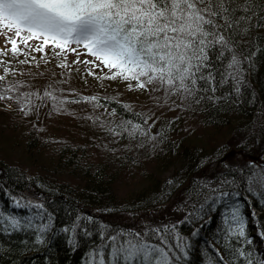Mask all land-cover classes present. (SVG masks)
I'll list each match as a JSON object with an SVG mask.
<instances>
[{
    "label": "trees",
    "instance_id": "1",
    "mask_svg": "<svg viewBox=\"0 0 264 264\" xmlns=\"http://www.w3.org/2000/svg\"><path fill=\"white\" fill-rule=\"evenodd\" d=\"M257 45L264 47V29L258 27L252 29L240 48L247 55ZM9 61V58L4 59L3 62L6 63L0 67L1 75L6 77L4 81H0V93H4L5 87L14 89L21 85V90L28 93V99L20 108L0 111V127L7 136L21 135L23 142L20 149L36 163L45 141H50L46 132H43L48 116L56 111L69 113L74 105L68 101L81 104L79 97L88 96L85 93L70 92L72 87L63 86L59 82L52 66L42 69L41 73H34L31 70L25 71L20 64H10ZM252 62V68L244 65L247 69V87L240 95L234 92L229 83L217 89L214 95L219 99L215 102L203 99L196 103L193 98H189L186 103L203 127L216 130L230 127L232 133L235 131L243 134L244 144L236 148L238 153L264 155V146H260V152L257 144L264 137V52L253 56ZM225 64L226 62L217 63L219 71H224ZM4 67L11 69V72L6 74ZM217 79L219 80V75ZM46 92L52 93L56 99L46 96ZM198 95L213 94L209 92ZM183 100L182 97L181 101ZM92 103L91 107L96 109L95 112H108V118L102 119L101 127H113L119 135H128L132 130L131 125H127L128 131H123L122 122L140 124L147 135L137 132L135 139L153 140L157 142L155 148L169 152L172 150L170 160L175 158L180 162V169L166 180L157 173H148L143 182L146 183L145 186L142 182L138 183L142 187L132 194L133 190L128 191L127 197L120 195L118 188L122 170L119 171L120 168L110 162L102 164V161H92L88 146L79 143L84 142L82 137L79 142H54L55 153L53 150L49 152L48 157L42 160V165L39 162L33 167L24 166L11 157L0 156V211L5 215H15L21 220L18 231L10 228L5 231L7 222L0 225V264H90V253L101 243L98 235L100 224L110 225L112 230H135L113 221L114 216L158 211L179 194L187 196V204H190V189L205 183L216 187L224 176L230 180L235 178V184L224 189L234 195L229 196L226 202L219 203L202 220L178 223L179 234L191 245L189 256L182 258L179 264H210V261L224 264L217 255V250L226 260L231 259L227 251L229 244L251 251L253 257L264 254V201L249 193L243 181V175L253 168L250 162L231 163L228 158L229 149L225 144L207 151V148L199 147L195 142L192 145L186 139L178 142L174 148L177 140H173V137L183 125L178 116L168 117L157 125L148 127L138 112L140 108L129 102L100 96ZM68 106L70 107L67 108ZM128 106L132 108L128 109ZM33 114L35 117H32ZM26 119L33 122L29 130H23L20 126L25 125ZM55 173L57 176H53ZM30 192L36 193L40 198H30ZM13 197L25 207L13 206ZM29 201L33 205L42 203L44 209L29 206ZM233 206L240 207L245 219L247 238L252 241L250 245L244 238L231 241L224 238L225 217ZM186 209L188 212L189 208ZM86 217H92V221L89 222ZM184 217L185 215L182 219ZM43 225H48V229L41 233ZM65 228L69 231L65 232ZM86 230L92 235H86ZM37 236H43L46 242L37 243ZM73 240L75 244L71 242ZM240 261L243 264L242 258Z\"/></svg>",
    "mask_w": 264,
    "mask_h": 264
},
{
    "label": "snow or ice",
    "instance_id": "2",
    "mask_svg": "<svg viewBox=\"0 0 264 264\" xmlns=\"http://www.w3.org/2000/svg\"><path fill=\"white\" fill-rule=\"evenodd\" d=\"M256 27L264 29V0H0V30H6L0 34H13L7 37L13 57H27L29 53L24 49L33 40L40 43L32 51L42 52L51 47L59 50L54 53L57 56L77 52L72 46L82 45L87 54L112 71L103 79L119 78L128 81L130 87L135 81L136 88L141 90L149 86L163 88L184 99L193 98L196 103L203 99L215 102L219 99L214 95L217 89L229 83L237 95L247 87L244 65L254 67L252 57L264 52V47L257 45L244 55L240 45ZM8 54L0 49V55ZM218 62H226L224 71H219ZM4 63L0 62V67ZM60 67L68 65L62 62ZM4 72L11 69L4 67ZM5 79L0 76V81ZM209 92L213 95H198ZM45 95L56 99L50 92ZM84 99L96 101L97 97ZM127 125L132 129L129 135H147L140 124L131 121L122 122L123 131H128ZM110 131L115 133V129ZM243 181L249 193L264 201V169L251 168L243 175ZM235 182V178L224 176L216 187L205 183L190 189L191 203L185 205L189 211L179 222L145 225L143 230H112L110 225L100 224L101 243L90 253V264H179L189 256L191 245L179 234L178 223L202 220L234 195L224 189ZM13 200L17 207H25L15 197ZM28 204L44 209L42 203ZM86 219L92 221V217ZM5 222V231L21 228L20 219L0 211V225ZM225 225V240L244 238L247 244L252 243L247 238L239 206L229 210ZM47 229L48 225H43L40 232ZM85 234L92 235L87 230ZM36 242L46 241L37 236ZM71 242L75 244V240ZM227 251L231 259L226 260L217 250L224 264H241L240 258L243 264H264V254L253 257L251 251L231 244Z\"/></svg>",
    "mask_w": 264,
    "mask_h": 264
},
{
    "label": "rangeland",
    "instance_id": "3",
    "mask_svg": "<svg viewBox=\"0 0 264 264\" xmlns=\"http://www.w3.org/2000/svg\"><path fill=\"white\" fill-rule=\"evenodd\" d=\"M4 32L6 30H0V33ZM12 35V33H7V35L0 34V49L9 52L7 56L0 55V62L9 58L10 64H20L25 71L31 70L34 73L35 71L41 73L42 69L52 66V70L58 76L59 82H62L63 86L72 87L70 92L75 94L85 93L88 97L109 96L129 102L140 108L138 112L142 115L148 127L155 126L168 117L178 116L183 121V125L179 127L180 131L173 137V140L175 138L177 140V143L175 142L176 140L173 141L175 142L174 148L178 145V142L186 139L192 145L195 142V144L198 143L199 147L207 148V151H211L213 148L225 144L229 149L228 158L231 160V163L248 164L250 162L249 164L252 167L261 168V166L252 162V158L250 160L246 159L247 156L261 157L264 159V155H261V153L252 155L248 152H237L236 148L244 144L243 134L235 131L232 133L230 127H225L221 130L203 127L194 117L192 110L187 106L186 99L181 101L182 95L170 94L163 88L156 90L154 86H149L148 89L141 90L136 88L135 81L131 82L132 86L130 87L128 81L119 78L116 80L103 79L105 76H110L112 71L104 67L95 57L87 54L82 45L72 46L77 48V52H67L64 56H57L54 53L59 50H54L51 47L42 52L32 51L31 49L40 43L38 40H33L29 42V47L24 49L29 53L27 57L24 55L13 57L10 53L11 44L7 40V37ZM20 46L24 48L23 44ZM25 59L28 63H19L20 60ZM76 61L81 62L77 63ZM82 61H91L92 63L86 64ZM62 62L66 63L68 67H60ZM0 76H2L1 73ZM98 77L101 78L98 79ZM20 90L21 85L11 90L6 87L3 89L4 93H0V96L3 97L0 99V111L8 112L13 108H20L26 103L25 100L28 99V93ZM79 98L81 104L68 101L74 105L69 113L56 111L46 119L43 132H46L50 141H45L43 149L41 148L40 150L41 156L36 163L26 157L21 150L20 144L23 142L21 135L20 137L18 136L19 134L14 137L7 136L2 127H0V156H7L6 158L11 157L12 160L15 162L20 161L24 166L33 167L39 162L42 165V160L46 159L49 152L54 149V142H60V140L66 141L62 143L79 142V139L82 137V141L84 142L79 143L83 146H88L89 157L92 161H102V164L110 162L120 168L119 171L122 170L118 188L120 195L127 197L128 191L133 190L130 193L132 194L142 187L138 183L142 182V185L145 186L146 183L143 182H145L144 180L148 173V175L157 173L162 179L166 180L180 169V162L175 158L170 160L172 150L169 152L165 149L155 148L157 142L146 140V138L135 139L133 135H129L130 132L127 133L128 135H117L115 134L116 132L110 131V129L115 128L111 127L106 129L107 127H101V121L103 118H108V112H95L96 109L91 107L93 106L92 101L85 100L83 97ZM130 108L132 107L128 106V109ZM32 117H35V114ZM26 120L25 125H20L23 130H29L33 123L32 120ZM263 143L264 137L257 143L259 149L261 148L260 146H264ZM260 152H262L261 149ZM53 153H55L54 150ZM45 164L49 165L50 163L45 162ZM53 176H57L56 173ZM139 177L142 178L140 179ZM29 195L31 196L30 198H40L34 192H30ZM187 202V196L179 194L169 204L158 211L143 212L136 215L120 214L114 216L113 221L135 230H143L145 225L155 226L163 223L178 222L187 212L185 206ZM15 205L13 204V206Z\"/></svg>",
    "mask_w": 264,
    "mask_h": 264
},
{
    "label": "water",
    "instance_id": "4",
    "mask_svg": "<svg viewBox=\"0 0 264 264\" xmlns=\"http://www.w3.org/2000/svg\"><path fill=\"white\" fill-rule=\"evenodd\" d=\"M250 158H252V162L256 163L258 166H261V168H264V159H262L261 157H246L247 160H250Z\"/></svg>",
    "mask_w": 264,
    "mask_h": 264
}]
</instances>
